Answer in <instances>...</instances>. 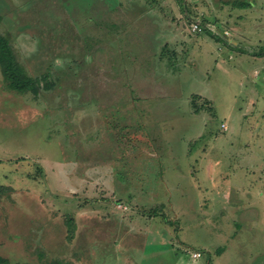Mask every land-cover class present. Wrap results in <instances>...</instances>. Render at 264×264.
Returning <instances> with one entry per match:
<instances>
[{
    "label": "rangeland",
    "instance_id": "obj_1",
    "mask_svg": "<svg viewBox=\"0 0 264 264\" xmlns=\"http://www.w3.org/2000/svg\"><path fill=\"white\" fill-rule=\"evenodd\" d=\"M6 1L9 264H264V0Z\"/></svg>",
    "mask_w": 264,
    "mask_h": 264
},
{
    "label": "trees",
    "instance_id": "obj_2",
    "mask_svg": "<svg viewBox=\"0 0 264 264\" xmlns=\"http://www.w3.org/2000/svg\"><path fill=\"white\" fill-rule=\"evenodd\" d=\"M244 6L248 5L243 3ZM256 55H264V48L259 49ZM0 67L2 69L6 86L8 89L15 90L20 93L33 92L38 95L41 89H52L53 82L49 79L50 74H45L40 77L32 76L25 65L17 58L16 51L14 50L9 35L0 34ZM0 185V194L4 193ZM10 261L7 257L0 254V264H9ZM53 264H78L70 262L69 260L56 259Z\"/></svg>",
    "mask_w": 264,
    "mask_h": 264
},
{
    "label": "crops",
    "instance_id": "obj_3",
    "mask_svg": "<svg viewBox=\"0 0 264 264\" xmlns=\"http://www.w3.org/2000/svg\"><path fill=\"white\" fill-rule=\"evenodd\" d=\"M2 2L4 3V5H7V1L6 0H2ZM0 18H1V16H0ZM120 255H117V256H114L117 260H119L121 257H123L124 256V261H127V260H129V261H137V259H135V258H131L130 256H128V255H130V254H126V253H119ZM126 257H128V258H126ZM184 257L186 258V257H189V256H187V255H183V254H181V255H179V254H177L176 255V258H175V261L176 262H174L173 264H202V263H199V262H194V261H192V262H186L185 260H184ZM187 259V258H186ZM192 259L193 260H197L196 258H194L193 256H192ZM161 261V263L160 264H162V262H163V258H162V260H160Z\"/></svg>",
    "mask_w": 264,
    "mask_h": 264
},
{
    "label": "built area",
    "instance_id": "obj_4",
    "mask_svg": "<svg viewBox=\"0 0 264 264\" xmlns=\"http://www.w3.org/2000/svg\"><path fill=\"white\" fill-rule=\"evenodd\" d=\"M194 256L195 257H200L201 256V253H196Z\"/></svg>",
    "mask_w": 264,
    "mask_h": 264
}]
</instances>
